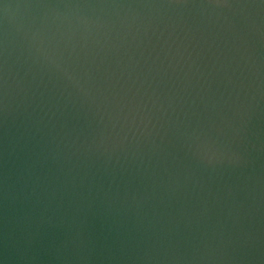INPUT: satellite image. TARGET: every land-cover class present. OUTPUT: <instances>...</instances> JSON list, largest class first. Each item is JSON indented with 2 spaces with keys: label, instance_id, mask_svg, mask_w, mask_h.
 <instances>
[{
  "label": "water",
  "instance_id": "1",
  "mask_svg": "<svg viewBox=\"0 0 264 264\" xmlns=\"http://www.w3.org/2000/svg\"><path fill=\"white\" fill-rule=\"evenodd\" d=\"M0 264H264V0H0Z\"/></svg>",
  "mask_w": 264,
  "mask_h": 264
}]
</instances>
